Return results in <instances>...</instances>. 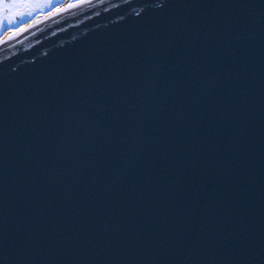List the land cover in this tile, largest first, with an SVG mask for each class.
Instances as JSON below:
<instances>
[{"label":"water","instance_id":"95a60500","mask_svg":"<svg viewBox=\"0 0 264 264\" xmlns=\"http://www.w3.org/2000/svg\"><path fill=\"white\" fill-rule=\"evenodd\" d=\"M0 264H264V0L1 35Z\"/></svg>","mask_w":264,"mask_h":264},{"label":"flooded vegetation","instance_id":"af4514ba","mask_svg":"<svg viewBox=\"0 0 264 264\" xmlns=\"http://www.w3.org/2000/svg\"><path fill=\"white\" fill-rule=\"evenodd\" d=\"M55 1V2H54ZM63 0H0V28L7 29L13 23H22L45 12L44 4L52 7ZM4 24V26H3Z\"/></svg>","mask_w":264,"mask_h":264},{"label":"bare ground","instance_id":"6f19581e","mask_svg":"<svg viewBox=\"0 0 264 264\" xmlns=\"http://www.w3.org/2000/svg\"><path fill=\"white\" fill-rule=\"evenodd\" d=\"M82 1H85V0H77V1H75L74 3H72V2L70 3V2H68L67 0H65V1H62V3H60L57 7H56V4H54L52 7H50V6H49L50 4H48V3H47V4H44V5H43L44 8H46L47 6H49V7L46 8L45 12H43L42 15H40L39 17H34V16H33V18L28 19L27 21H24V22H22V23H20V24H17V25H18V27H21V26L27 25V24H29V23H31V22H33V21H36V20H38V19H40V18H42V17H44V16H46V15H48V14L54 13V12H56V11H59V10L64 9V8H67V7H69V6H72V5H74V4L80 3V2H82ZM45 6H46V7H45ZM14 26H16V25H14ZM18 27H17V28H18ZM11 29H12V28H10V29L4 31L2 34H0V36L3 35V34H5V33H7V32H9V31H11ZM13 29H15V28H13ZM13 29H12V30H13Z\"/></svg>","mask_w":264,"mask_h":264},{"label":"rangeland","instance_id":"374dc122","mask_svg":"<svg viewBox=\"0 0 264 264\" xmlns=\"http://www.w3.org/2000/svg\"><path fill=\"white\" fill-rule=\"evenodd\" d=\"M54 2H55V1H54ZM49 4H50L49 6H51V5H52V2L49 3ZM59 4H60V2L58 1V2L56 3V5L58 6ZM49 6H47V8H48ZM57 6H56V7H57ZM17 24H18V23H13V24L9 27V29H10V28H12V29H13V28H17V27H18ZM14 25H16V26H14ZM3 26H4V24H3ZM12 29H11V30H12ZM4 30H5V29H4ZM2 33H3V28H0V34H2Z\"/></svg>","mask_w":264,"mask_h":264}]
</instances>
